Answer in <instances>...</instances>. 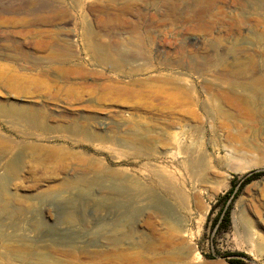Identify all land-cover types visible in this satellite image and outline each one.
<instances>
[{
	"label": "rangeland",
	"instance_id": "1",
	"mask_svg": "<svg viewBox=\"0 0 264 264\" xmlns=\"http://www.w3.org/2000/svg\"><path fill=\"white\" fill-rule=\"evenodd\" d=\"M88 32L111 50L135 49L141 71L95 66ZM252 74L264 77V0H0V105L41 120L0 113L10 204L0 230L21 238L32 229L48 256L75 263L229 264L224 256L241 253L264 264V177L229 201L227 230L213 226L234 181L264 171V88L231 84ZM127 179L161 203L122 198L115 188ZM128 217L149 246L109 249L106 230ZM79 243L106 252L62 253Z\"/></svg>",
	"mask_w": 264,
	"mask_h": 264
},
{
	"label": "bare ground",
	"instance_id": "2",
	"mask_svg": "<svg viewBox=\"0 0 264 264\" xmlns=\"http://www.w3.org/2000/svg\"><path fill=\"white\" fill-rule=\"evenodd\" d=\"M133 13L140 15L141 11H140L139 7H137L135 9V11L133 10ZM94 37H95V34H94ZM87 41H88L87 42L88 50L90 51V53L93 56L92 62L95 66H98V67L109 66L113 72L119 74L122 77L133 76L136 73L141 71L142 67L140 65H136V66L134 65V63H136L138 61L137 57H135V56L133 57L129 53V50L131 52H134L135 49H133L132 47L128 51L126 49H125V51L111 50L105 44L100 43L97 40L95 41L93 38L92 32H88ZM124 48H126V47H124ZM140 53H138V54H140ZM15 54H16V58L25 57V54L22 52H17ZM13 58H15V57H13ZM139 63H140V61H139ZM167 66H169V65H167ZM247 75H249V74H247ZM244 80L245 81H242V82L241 81L240 82L233 81L231 84H233L234 89H236V90L240 89L243 92L246 90H254V89L256 90L258 88H264V77L260 76L259 74L258 75L252 74L250 76H247ZM235 94H236V96H238L237 101L241 100L242 103H246V104L250 102L249 98L246 97L244 94H241V95H239V93H235ZM0 113L4 114L6 116H9V117L18 118L20 120L28 121V123L35 125L36 127L41 126V120L39 119V117H37L36 115L33 114V111L30 108H26V107L22 108L20 106H15V105H5V106L0 105ZM165 135H166V133H165ZM134 138L139 139L140 137L138 135H134ZM180 139H181V135L177 134L176 140L179 141ZM134 141L135 140H132V143ZM140 142H141V140H140ZM141 144H143L144 147L147 149L148 154L151 153V151H153V147H152L153 145L150 144V141H146L145 139H143ZM160 178L162 180L167 181L168 187L166 189V195H168V196L171 195L173 197H176V190H175V186H174L173 182L164 175H161ZM121 184L125 187L124 188H115V191L120 192L119 194L122 196V198L132 197V198L136 199L137 201L138 200L143 201L142 200L143 198L151 195L155 198L154 201L156 203H161L160 200H158V198L155 195H153L151 192L147 191L143 186H141L138 183H135V182L127 179V181L126 180L121 181ZM1 185L3 188H2V192H0V209L2 210V213H4L6 216H9L10 215V211H9L10 204L5 199L6 183L4 184L2 181ZM169 210H170V212L173 211L170 206H169ZM0 214H1V212H0ZM135 224L136 223L134 222V220L130 219L129 217L126 219L122 218L121 220H119V222H117L114 225V227L106 230V234L109 235V237L107 238L109 240L108 241L109 245H107L106 247H108L109 249L111 248V249L117 251L123 243L127 244V248L129 250L136 249L139 247L146 248L147 246H149V244H150L148 242L149 240L147 241L146 237H144V235L139 230H137ZM98 229H97V231H99ZM35 231H37V230H35ZM33 232H34V230L29 229L28 234H26L24 236H20L21 238H19V237L16 238L15 235H10V234H7V233L2 232L0 230V240L7 243V249H6L7 256L5 254H0V258H2L5 261H8V262L13 260L16 262H20L21 264H85V263L70 262L69 260L66 259L65 256H59L56 258L48 256V255H50V253L52 254V251L50 249V244H48V242L46 241L47 239L46 240L45 239H36V238L33 239L31 236H29V235H32L31 233H33ZM93 233H94V231H93ZM19 241H20V243L14 244V242H19ZM89 241L96 242L95 238H91V239H89ZM80 243L78 245H80ZM90 246L91 245H89V244L88 245L81 244L80 246L74 247L76 249V251L75 250H70V251L62 250V253L64 255H67L66 253L69 252L70 254L72 253V256H73V254H75V258H76V257H78V255H77L78 251L80 254L81 253L92 254L93 252H95V253L106 252V250L103 251L101 248H100L101 250L100 249L99 250H91ZM92 246H93V244H92ZM101 246H103V245H100L99 247H101ZM104 248H105V246L103 247V249ZM107 251H108V249H107ZM182 253H184V252H182ZM133 254L137 255L138 253L133 252ZM129 255H130V253L128 254V256L122 255L121 259L124 258V259H128L130 261V259L132 257L129 258ZM86 264H93V263L88 262ZM102 264H106V263L102 262Z\"/></svg>",
	"mask_w": 264,
	"mask_h": 264
},
{
	"label": "trees",
	"instance_id": "3",
	"mask_svg": "<svg viewBox=\"0 0 264 264\" xmlns=\"http://www.w3.org/2000/svg\"><path fill=\"white\" fill-rule=\"evenodd\" d=\"M264 177V171H255L251 174L245 175L244 177L241 178V180H238L237 182L234 181L232 184L231 189L214 205V210L221 206V209L215 219L213 220V226L214 228H217L219 231H225L228 229L229 224H230V206L229 204L230 200H234V198L237 196V194L249 183L260 179ZM233 197V199H231ZM245 255L241 253H235L233 255H226L224 258L228 261L229 264H245V262L239 258V257H244Z\"/></svg>",
	"mask_w": 264,
	"mask_h": 264
}]
</instances>
